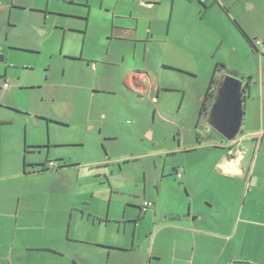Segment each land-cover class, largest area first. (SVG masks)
Returning a JSON list of instances; mask_svg holds the SVG:
<instances>
[{
  "label": "rangeland",
  "instance_id": "1",
  "mask_svg": "<svg viewBox=\"0 0 264 264\" xmlns=\"http://www.w3.org/2000/svg\"><path fill=\"white\" fill-rule=\"evenodd\" d=\"M27 2L22 1L24 6ZM12 3L0 0V56L4 58L0 62V86L4 79L11 86L10 91L0 89V264H48L53 258L63 261L39 249L43 246L66 253L70 246L79 252L74 258L82 262L91 254V240H107L125 212L138 213L129 203L154 200L163 180L174 182L175 168L188 167L196 186L206 182L211 175L200 178L197 173L205 165L213 168L216 164L210 161L216 160V150L230 143L208 125L201 131L196 129L201 99L211 78L160 72L161 88L170 91L155 95L160 98L158 104L148 97L142 100L106 92L95 95L88 84L93 85L95 74L86 70L85 64L64 58L68 49L81 55L82 50L88 53L101 46L96 17L93 15L89 37L97 42L91 40L85 45L83 34L73 31L67 48H63L60 27L56 29L44 20L33 25L35 20L29 19L28 12L14 10ZM244 7L240 3L241 13ZM224 16L225 40L241 39ZM246 23L257 28L256 19ZM72 24L80 28L79 21ZM211 48L209 43L203 46L202 64L195 57H176L173 61L192 69L203 65L204 70V65L214 60ZM105 49L102 47L101 52ZM230 52L224 47L221 57L234 59ZM241 58H246L244 53ZM148 65L162 63L151 58ZM255 68L259 72L258 61ZM254 84L236 140L245 137L244 166H252L261 150L259 167L264 163L262 137L255 148L254 138L248 135L250 127L259 126L254 96L261 85ZM140 102L145 105L142 110L137 109ZM198 132L204 136L201 143ZM47 159L65 167L42 172L41 165ZM167 175L172 177L167 179ZM185 183L184 178L180 184Z\"/></svg>",
  "mask_w": 264,
  "mask_h": 264
},
{
  "label": "crops",
  "instance_id": "2",
  "mask_svg": "<svg viewBox=\"0 0 264 264\" xmlns=\"http://www.w3.org/2000/svg\"><path fill=\"white\" fill-rule=\"evenodd\" d=\"M19 1L13 0L12 7L27 11L29 19L35 20L31 21L33 25L44 20L45 24L61 28L63 48H67L68 36L73 31L83 34L85 45L91 40L95 42L89 36L93 15L96 17L101 46H94L88 53L82 50L81 55L68 49L64 58L85 64L84 68L95 74L93 85L88 82L95 95L106 92L142 100L148 97L158 104L160 98L155 95L160 97L161 91H170L161 88L160 72L210 79L218 63L242 76H252L261 85L254 96L259 106V126L250 127L248 135L254 138L255 148L259 137L264 145V0H28L26 6L23 0ZM240 3L245 6L243 13ZM224 15L241 39L225 40ZM248 19H256L257 28L248 27ZM11 20L17 27L12 16ZM73 20L80 22V28L72 26ZM234 22L250 39L263 41L262 46L253 48ZM207 43L212 47L210 55L214 60L204 65V70L203 65L192 69L184 62L173 61L176 57H195L202 64V49ZM226 46L234 58L230 61L221 57ZM102 47L106 48L104 53ZM151 58L159 59L162 66H147ZM3 61L0 56V62ZM256 61L259 72L255 70ZM138 107L142 110L145 105L140 102ZM243 138L216 150V160L210 161L216 165H205L197 173L200 178L211 175L199 186L191 181L188 167L175 168L174 182L163 180L154 200L129 203L138 213L125 212L107 240H91V254L82 262L74 258L79 252L70 250V246L68 253L52 246L39 249L63 259L53 258L48 264H264V163L257 167L260 150L254 164L244 166L247 150L242 147ZM50 162L53 161L47 159L41 168ZM184 178L186 183L182 186ZM146 203L152 205L146 207ZM67 258L73 259V263Z\"/></svg>",
  "mask_w": 264,
  "mask_h": 264
},
{
  "label": "water",
  "instance_id": "3",
  "mask_svg": "<svg viewBox=\"0 0 264 264\" xmlns=\"http://www.w3.org/2000/svg\"><path fill=\"white\" fill-rule=\"evenodd\" d=\"M244 115L242 81L233 76H227L211 110L208 126L225 141L233 143L241 132Z\"/></svg>",
  "mask_w": 264,
  "mask_h": 264
},
{
  "label": "trees",
  "instance_id": "4",
  "mask_svg": "<svg viewBox=\"0 0 264 264\" xmlns=\"http://www.w3.org/2000/svg\"><path fill=\"white\" fill-rule=\"evenodd\" d=\"M201 4L204 5L203 3H201ZM234 23L237 26V28L239 29L242 36L249 42V44L253 48H256L254 45L255 41L249 38V36L246 34V32L243 30V28L237 22H234ZM227 76H233V77L238 78L242 81V99L244 102V110H245V102L249 98V96L251 94V89L254 85L253 77L252 76H242L239 73L228 69V67L225 66L224 64L218 63L215 66L214 73H213V76L209 82L207 92H206L205 96L203 97V100L201 103L200 112H199V119H198V122L196 125L197 131L203 130L204 125L205 126L208 125V123L210 121L211 110H212L215 102L218 99L219 89H220L222 83L224 82V80ZM201 127H203V128H201ZM197 141H198V143H201L204 141V136L200 132L197 133ZM47 164L48 163L43 165V167L41 169L42 172L55 171V170L47 169ZM60 169H62L61 166H59L58 169H56V170H60Z\"/></svg>",
  "mask_w": 264,
  "mask_h": 264
},
{
  "label": "built area",
  "instance_id": "5",
  "mask_svg": "<svg viewBox=\"0 0 264 264\" xmlns=\"http://www.w3.org/2000/svg\"><path fill=\"white\" fill-rule=\"evenodd\" d=\"M143 6H145V4H143ZM262 44H263V41H255L254 42V45L256 48H259L260 46H262ZM263 54H264V50H263ZM0 87L3 90H8V89H10L11 86L9 85L8 82H5V83L1 84ZM58 167H59V164L55 163V162H50L47 164V169H49V170H56V169H58ZM181 177H182V175L178 173V178H181ZM151 205H152L151 203L145 204L146 207H149Z\"/></svg>",
  "mask_w": 264,
  "mask_h": 264
}]
</instances>
